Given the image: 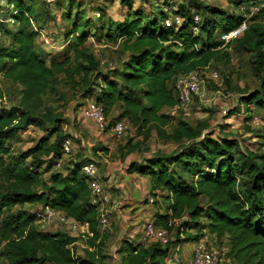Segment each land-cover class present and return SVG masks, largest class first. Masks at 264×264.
Masks as SVG:
<instances>
[{
    "label": "trees",
    "instance_id": "1",
    "mask_svg": "<svg viewBox=\"0 0 264 264\" xmlns=\"http://www.w3.org/2000/svg\"><path fill=\"white\" fill-rule=\"evenodd\" d=\"M32 1L7 0L17 13L12 15L13 23H1L0 76L22 88L18 105L0 109L1 264H106L107 235L101 229V210L92 203L88 178L82 172L92 159L81 157L66 167V172L54 170L65 156L63 141L71 137L61 113L45 99L59 76L78 88L82 98L97 91L95 101L104 106L108 116L117 109L110 125L127 119L145 140L155 130L159 138L181 145L179 151L159 152L128 167L129 172L149 178L153 193H165L166 209L157 211L153 218L169 233L176 231L177 239L163 245L123 238L117 250L122 264H169L172 243L196 242L207 233L215 235L219 244L228 239L227 259L234 263L264 264V152H244L234 138L204 135L208 122H173L163 111L179 104L175 84L180 75L206 71L213 62H229V48L237 42L253 52L260 77L259 88L241 101L248 112L256 109L264 114V23L257 21L264 14V0H235L239 8L251 13V22L240 37L228 43L221 35L246 22L244 15H225L212 5L192 0L178 5L181 24L166 27L168 14L161 5L154 4L152 17L135 9V15L117 24L115 31L109 28L116 33L111 32L108 39H120L128 55L108 72L101 70L102 61L87 44L98 33H76L86 25L85 19L74 22L73 29L65 33L64 57L52 56L47 61L37 48L34 20L38 13ZM171 3L174 1H163ZM251 7L258 9L252 14ZM195 14L201 16L197 30L193 28ZM3 96L0 87V99ZM32 125L47 135L13 157L5 140ZM128 147L132 152L139 144ZM27 204L51 206L76 220L89 221L93 235L84 239V255L74 250L79 237L67 231L40 229L35 219L39 208L33 211Z\"/></svg>",
    "mask_w": 264,
    "mask_h": 264
},
{
    "label": "rangeland",
    "instance_id": "2",
    "mask_svg": "<svg viewBox=\"0 0 264 264\" xmlns=\"http://www.w3.org/2000/svg\"><path fill=\"white\" fill-rule=\"evenodd\" d=\"M131 6L127 0H73L69 6L70 0H61L60 4H45L40 0H33L34 8L37 10L38 18L34 20V29H36V43L39 53L50 60L52 56L64 57L66 51L65 33L72 30L74 22L80 23L83 19L87 20L85 26H81L78 32L93 33L88 40V46L97 58L105 63L101 64V70L108 72L115 66H119L127 57L128 52L123 50L122 42L115 37L108 39L112 31L111 27H117L121 21L127 17L135 15V9L153 15L154 4L161 5L164 0H131ZM178 6L181 2L192 0H171ZM208 5H212L222 11L224 14H242L245 16L246 24L251 22V13H246L242 7H238L235 0H198ZM7 0H0V15L5 16L11 12ZM131 7V8H130ZM143 9V10H142ZM252 14L256 11L254 7L250 8ZM257 21L264 23V14L258 16ZM84 22V21H83ZM74 35H77V34ZM116 32H112L115 34ZM229 62H213L211 66L203 73V84L200 91L193 96L192 100L182 106L172 108L165 107L164 112L172 116L173 122L177 119H187L193 124L200 121L208 122L209 126L204 130V135H210L214 138L223 137L234 138L239 142L241 149L246 152L247 149L264 152V114L254 109L253 104L249 107L254 109L247 111V107L241 98L249 95L259 88L260 77L254 68L253 52L240 43H233L229 48ZM212 71H217L219 77L213 79L210 76ZM0 87L4 96L0 99V109H9L16 106L21 98V85L12 82L0 76ZM97 91L91 97L82 98L78 88L72 83L66 81L63 76H59L58 81L50 88L49 95L46 96V103L61 113L64 120V129L74 141V152L65 155L60 165L54 166V170L66 172V167L73 165L81 157H90L95 160L100 169V174H106L108 165L114 168L116 176L109 182V177H104L106 188L112 193V200L101 210L108 219L106 226L101 225L104 234L107 235L105 245L106 264L121 263V255L117 252L120 242L123 238H131L134 235V241L139 239L137 227L142 226L147 218L154 217L157 211L166 209L164 192H152L150 180L138 172H129L128 167L131 162H144L146 158L163 152L171 153L181 150V145L173 141H166L157 136L155 130L152 131L149 139L145 140L143 136L138 135L136 129H131L121 138L113 135L112 131L106 129L99 131L96 124L91 120H84L82 108L86 102L95 100ZM118 110L114 109L108 116L110 120L117 115ZM172 125L168 126L171 131ZM47 135V132L39 127L32 125L26 129L14 132L5 140L6 145L11 150L13 157H19L20 154L35 145L39 138ZM139 144V148L129 152L128 145ZM79 153V154H77ZM82 155V156H78ZM107 160V161H106ZM31 161V158L28 159ZM49 173L44 172L48 177ZM122 181V187H116ZM125 191V192H124ZM128 197L121 202L120 196ZM153 198V201H150ZM132 202V203H129ZM125 203L128 206L137 204H149L150 208L143 211V216L135 226L125 227V221L117 219L116 213L108 212L106 209L110 206ZM125 205V206H126ZM39 204H27L26 208L36 210ZM138 208L134 207L132 215H135ZM130 214V215H131ZM40 229L44 231H67L63 225L57 223L44 225L39 223ZM134 227V228H133ZM126 231V232H125ZM68 232V231H67ZM176 231L170 233V239H177ZM182 239L183 236H180ZM211 244L217 245L215 235L207 233L204 236ZM180 251L178 253L179 261L177 264H192L193 242L180 240ZM223 244L228 245V239L223 240ZM176 243H172V249ZM3 243H0V264L3 262L1 255ZM86 248L84 239L80 238L74 246L78 255H84ZM174 249V248H173ZM221 264H236L225 256Z\"/></svg>",
    "mask_w": 264,
    "mask_h": 264
},
{
    "label": "built area",
    "instance_id": "3",
    "mask_svg": "<svg viewBox=\"0 0 264 264\" xmlns=\"http://www.w3.org/2000/svg\"><path fill=\"white\" fill-rule=\"evenodd\" d=\"M48 4H53L56 0H45ZM11 12L5 16L0 15V46L3 43L4 35L1 27V23H13L14 20L12 15L17 13V9L8 4ZM163 11L168 14L165 19L164 24L166 27L179 26L182 22V16L177 13L178 6L175 3L162 4ZM244 8V7H243ZM256 10L257 7H254ZM201 21L200 14L194 15V30H197V24ZM247 28L246 22H244L240 27L221 35V38L228 43L229 41L240 37L245 29ZM104 64L105 61H102ZM203 73L205 70H194L189 73L180 75L175 84V90L179 104L177 106H182L189 103L193 96L200 91L203 84L204 78ZM210 76L213 79L219 77L217 71H212ZM82 116L84 120L94 121L96 127L99 131H105L109 129L112 131L113 135L121 138L123 137L129 129H131V123L127 119H118L111 123L108 115L106 114L105 108L102 104L97 103L95 100H90L86 102L85 106L82 108ZM64 154L70 155L74 152V141L71 137L66 138L62 144ZM82 172L88 178V182L91 189V201L93 204L99 206L103 210L106 205L112 200V193L105 186L104 180L99 173V165L95 160L88 161L82 168ZM153 201V198H150ZM35 219L39 224L51 225L58 223L63 225L66 230L79 238L86 239L93 235L91 230V225L89 221H79L61 210H57L51 206H44L35 211ZM176 223L177 220L175 219ZM100 223L103 226L108 224V219L105 214L101 213ZM172 223V221H170ZM170 241V233L166 227L159 226L155 223L153 217L147 218L141 229L140 242L144 244H149L152 242H159L163 245L168 244ZM74 245V244H73ZM73 245H70L73 249ZM174 248V249H173ZM167 256V262L169 264H177L179 261L178 253L180 251V244H176ZM228 245L225 244H211L205 238L199 241L193 242L192 253L193 261L192 264H221L224 257H227ZM122 264V263H119Z\"/></svg>",
    "mask_w": 264,
    "mask_h": 264
},
{
    "label": "crops",
    "instance_id": "4",
    "mask_svg": "<svg viewBox=\"0 0 264 264\" xmlns=\"http://www.w3.org/2000/svg\"><path fill=\"white\" fill-rule=\"evenodd\" d=\"M99 169H100V167H99ZM100 175L102 176V178L109 177V180H108L109 182H112L111 180H113V178L116 176V174L114 172V168L111 167V165H108V170H107L106 174H100ZM123 184L124 183L122 181H120V183L116 184L115 186L116 187H122ZM127 197L128 196L124 194V195H121L119 198H120V200L122 202L123 199H125ZM129 203H132V202L129 201ZM125 205H126L125 203H120L118 205L114 204L113 206H110V208L106 209L108 212H111V213H112V211H113V213L115 212L116 213L115 215H116L117 219H120L121 221L123 220V221L126 222L125 223L126 225H125L124 229H126V227L135 226L139 222V220L142 218L143 211L144 210H148L150 208L149 204H145V205L144 204H137V205H131V206H128V205L125 206ZM134 207H137L138 209L136 210L135 215H132L131 213H132V210H133ZM141 229H142V226H140V227L138 226L137 230H136V232H138V234H140L139 235V239H140V236H141ZM126 231H127V229H126ZM133 237H134V235H132L131 238H133ZM77 243H78V241L75 242V245Z\"/></svg>",
    "mask_w": 264,
    "mask_h": 264
}]
</instances>
